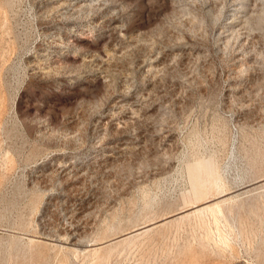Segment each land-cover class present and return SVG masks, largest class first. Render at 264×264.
<instances>
[{
	"label": "rangeland",
	"instance_id": "obj_1",
	"mask_svg": "<svg viewBox=\"0 0 264 264\" xmlns=\"http://www.w3.org/2000/svg\"><path fill=\"white\" fill-rule=\"evenodd\" d=\"M263 176L264 0H0V264H264Z\"/></svg>",
	"mask_w": 264,
	"mask_h": 264
},
{
	"label": "bare ground",
	"instance_id": "obj_2",
	"mask_svg": "<svg viewBox=\"0 0 264 264\" xmlns=\"http://www.w3.org/2000/svg\"><path fill=\"white\" fill-rule=\"evenodd\" d=\"M187 169H188L189 180L191 183V188H190L189 193L187 195H185L183 198L184 202L189 204V206L186 209L179 210L180 212H178L176 214L174 213L176 211H174L173 215H171V213H170V215L167 214L169 216L164 214L167 217H164L162 219L160 218V220H158L159 218L158 219L156 218L158 221L157 220H155V222H154V220H153V222L150 221L151 222L150 224L148 223V225H145L142 228H139L135 231L132 230L133 232H130L128 234L125 233L127 235H123L121 238L119 237V239H114L112 241L110 240V243H114L117 241L118 243L122 242V243H126V244L127 243L135 244L134 241L137 240L136 237L139 236V238H140V235L142 236V234H145L147 232L149 234V231H151V230L155 231L153 229H158V228L160 229L161 227L164 228L166 226H174V225L178 226L179 223H181V222L184 223V221H187L191 218H194V220L195 219L198 220L200 223H202L201 225L200 224L199 225L202 226L203 222L205 221L204 218L206 217V215L209 216V214H211L213 216L215 221H218L221 216L224 217L225 216V215H223V214H225L224 213L225 212L224 205L228 202L234 201V199L237 198V196H235V194L240 189H238V190L233 189V191L231 189V191H229V190L224 188V184H223L224 182H222V181H224L223 180L224 178L221 174V171H220L218 164L213 159H202V158L197 159V160L193 161L191 164H188ZM259 178L261 179V177H259ZM263 178H264V176H263ZM255 182L252 181L251 185ZM257 183H264V179L258 181ZM259 185H261V184H259ZM248 186H249V184H248ZM249 188H250V186H249ZM252 190H254V189H252ZM258 190L259 189H257V191ZM249 191L247 188L248 193H249ZM191 220H190V222H191ZM205 223H207V222H205ZM173 228H175V227H173ZM168 229L171 230L172 228L170 229V227H169ZM218 230H219V228H218ZM155 233H157V232H155ZM158 233H159V230H158ZM220 238H222V241L225 242L224 237H220ZM226 239H228V238L226 237ZM220 242H221V240H220ZM105 244H106V242L102 243L100 245H97L96 247L93 248V250L95 252H97L102 247L107 246ZM121 244H120V247H121ZM115 245H117V244H115ZM114 246H112V247H114ZM126 247H127V245H126ZM105 248H108V247H105ZM117 248L118 247L116 246L115 249H117ZM112 250H113V248H111L110 251H112ZM103 251H101V252H103ZM106 251L109 252L108 249ZM107 252H106V255H108ZM94 254H96V253H94ZM109 255H111V254H109ZM109 255H108V257L107 256L106 257L109 258Z\"/></svg>",
	"mask_w": 264,
	"mask_h": 264
}]
</instances>
